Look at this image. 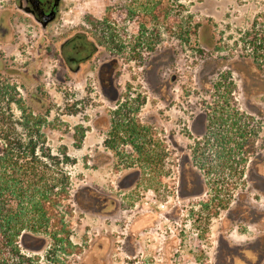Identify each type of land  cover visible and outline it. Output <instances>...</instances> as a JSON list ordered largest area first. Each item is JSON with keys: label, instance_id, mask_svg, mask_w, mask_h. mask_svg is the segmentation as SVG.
<instances>
[{"label": "rangeland", "instance_id": "obj_1", "mask_svg": "<svg viewBox=\"0 0 264 264\" xmlns=\"http://www.w3.org/2000/svg\"><path fill=\"white\" fill-rule=\"evenodd\" d=\"M261 12H264V0H64L63 3L64 18L94 31L113 53L121 57L124 64L118 81L121 87L127 84V91H143L150 96L144 108L166 107L164 99L157 101L153 93L166 94L170 90L178 104L180 101L175 97L179 95L182 101L184 94L187 96L185 113L190 118V137L187 140L186 135L185 141L180 140L186 146L174 148L175 157L182 156L183 150H189L202 133V109L214 107L216 103L222 105L223 99L218 95L232 88L231 92L238 98L235 106L246 110L249 95L264 92V69L259 68L252 57L243 55V42L239 40L242 32ZM189 29L192 31H187ZM157 52L159 56L153 57ZM173 75H176V80L171 79ZM219 82L223 86L216 84ZM64 86L61 87L52 76H47L46 100L38 105L46 108L45 112H39L27 100L15 97L11 103L6 96L0 98V142L4 141L3 133H10L14 138L27 133L29 128L23 122L25 114L39 116L47 146L61 158L65 154L69 157L60 163V167L70 175V195L66 201L70 209L66 212L68 240L56 241L46 233L26 231L16 245L19 253L15 250L6 252L9 264H76L75 246L82 250L87 245V230L95 219L88 209L103 204H134V190L129 189L134 184L137 166L126 169L124 164L106 163L102 126L99 129L93 127L103 123L96 116L103 114L105 102L99 94L95 95L96 88H92L90 93L83 90V86H76V91L72 89L71 92L70 85ZM256 97L264 103V96ZM202 100L206 101L205 108ZM231 102L229 108L234 107ZM245 123L255 134L251 139L255 151L260 154L255 155L258 158H254L253 163L250 159L245 161L246 164L239 163L240 158H245L248 153L246 147L238 149L233 144L230 146L231 157L238 162L225 165L222 172L228 175L230 170L234 171L230 169L232 164L237 172H244L245 179L239 181L244 183L242 188L249 190L246 198L251 204L264 208L261 161L264 156V117H253ZM237 141L241 139L235 137L232 143ZM214 155L209 158L214 160ZM163 165L164 173L168 172L170 165ZM181 165L183 178L187 181L184 187L191 190L201 187L195 172L198 170L191 163ZM212 166L215 163L212 162ZM179 170L180 165L173 163L174 181ZM213 178L209 180L208 193L202 196V199H209L208 206L217 202L215 198H229L224 186L232 180ZM216 182H222L221 193H217L216 186H213ZM235 192L230 194V203L236 199ZM108 194L114 197L105 200L104 196ZM227 210H203V235L200 240L192 232L187 264H264L263 242L250 245L248 251L241 254L233 252L225 244V252H221L217 235ZM229 211L234 212V208ZM229 227L232 236L240 242L249 241L260 229L252 221L246 225L234 222Z\"/></svg>", "mask_w": 264, "mask_h": 264}, {"label": "flooded vegetation", "instance_id": "obj_2", "mask_svg": "<svg viewBox=\"0 0 264 264\" xmlns=\"http://www.w3.org/2000/svg\"><path fill=\"white\" fill-rule=\"evenodd\" d=\"M63 3L64 0H0V98L6 96L11 103L15 97L27 100L43 112L46 108L38 105L46 100L48 75L61 87L70 85L71 92L76 91V86H83L90 93L96 88L95 95L99 94L106 105L103 114L96 116L97 120L102 119V125L93 126H102L105 162L124 164L126 169L137 166L134 184L129 189L134 190L133 205L103 204L88 209L95 219L87 230V245L82 250L75 246L76 264H187L192 232L200 240L203 235L205 209H228L217 235L222 253L225 244L241 254L254 243H264V208L246 198L249 190L242 188L244 183L239 181L245 179L244 172H222L225 165L238 162L231 157L233 144L246 147L248 156L240 158V162L250 159L253 163L258 158V151H248L255 146L251 139L255 134L245 122L264 117V103L256 97L264 96V92L250 94L246 110L235 106L238 98L233 91L218 95L223 99L222 105L216 103L202 109V133L189 150L175 157L174 148L186 146L180 140L185 141L186 135L187 140L190 137V118L185 113L187 96L184 94L182 101L179 95L175 97L178 104L170 90L166 94L153 93L157 101L164 99L166 107L144 108L150 96L143 91H127V84L121 87L118 81L124 64L121 57L94 31L64 18ZM158 56L159 52L153 55ZM171 79L176 80V75ZM201 84L204 87V81ZM230 100L234 107H228ZM202 101L204 106L206 101ZM235 137L241 141L232 143ZM222 147L228 149L225 156L219 151ZM212 154L214 160L209 158ZM261 161L264 170V156ZM176 162L180 170L174 181L171 169ZM212 162L215 166L210 167ZM184 163H191L198 170L195 172L201 187H184ZM163 164L170 165L168 172L162 170ZM213 177L232 181L224 186L229 198H215L217 202L211 200L214 204L208 206L209 199L202 196L208 193ZM213 186L221 193L222 182ZM234 190L236 199L230 203L228 199ZM111 197L114 195L108 194L104 199ZM232 208L234 212L229 211ZM233 220L244 225L252 221L260 229L249 241L240 242L230 232ZM262 257L264 260V251Z\"/></svg>", "mask_w": 264, "mask_h": 264}, {"label": "trees", "instance_id": "obj_3", "mask_svg": "<svg viewBox=\"0 0 264 264\" xmlns=\"http://www.w3.org/2000/svg\"><path fill=\"white\" fill-rule=\"evenodd\" d=\"M239 40L243 42V55L252 57L264 69V12L255 16ZM23 122L29 128L27 133L15 138L3 133L4 141L0 142V264H9L6 252L19 253L16 245L26 231L43 232L56 241L68 240L70 175L60 163L69 157L65 154L61 158L47 146L41 117L27 113ZM249 150L255 151L252 146ZM219 151L225 156L228 149ZM230 169L237 171L234 164Z\"/></svg>", "mask_w": 264, "mask_h": 264}]
</instances>
